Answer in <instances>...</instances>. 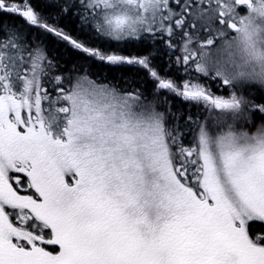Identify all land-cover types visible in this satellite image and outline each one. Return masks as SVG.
Returning a JSON list of instances; mask_svg holds the SVG:
<instances>
[{
	"label": "snow or ice",
	"instance_id": "obj_1",
	"mask_svg": "<svg viewBox=\"0 0 264 264\" xmlns=\"http://www.w3.org/2000/svg\"><path fill=\"white\" fill-rule=\"evenodd\" d=\"M0 264H264V0H0Z\"/></svg>",
	"mask_w": 264,
	"mask_h": 264
}]
</instances>
